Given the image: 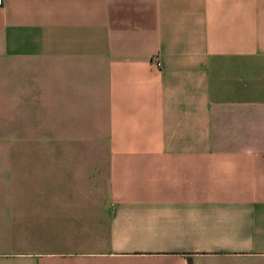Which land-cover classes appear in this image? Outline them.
Returning a JSON list of instances; mask_svg holds the SVG:
<instances>
[{"label": "crops", "instance_id": "crops-1", "mask_svg": "<svg viewBox=\"0 0 264 264\" xmlns=\"http://www.w3.org/2000/svg\"><path fill=\"white\" fill-rule=\"evenodd\" d=\"M88 103L111 149L0 148L52 168L0 173V264L53 221L79 264H264V0H2L5 119Z\"/></svg>", "mask_w": 264, "mask_h": 264}, {"label": "rangeland", "instance_id": "rangeland-1", "mask_svg": "<svg viewBox=\"0 0 264 264\" xmlns=\"http://www.w3.org/2000/svg\"><path fill=\"white\" fill-rule=\"evenodd\" d=\"M100 107L111 109L93 103L60 107L55 112L50 108L28 109V112L15 114L18 119H5L11 115L0 112V148L111 149L116 122L115 119H97ZM132 124L130 119L121 120L125 135L130 134ZM40 156L21 154L6 162L0 159V173L11 180L18 176L20 184L33 179L48 183L52 168L49 158ZM53 222L55 227L28 228L10 236L9 247L14 250L8 253L9 264L15 261L14 264H79L78 228L58 227V222ZM43 223L49 224V221Z\"/></svg>", "mask_w": 264, "mask_h": 264}, {"label": "built area", "instance_id": "built-area-1", "mask_svg": "<svg viewBox=\"0 0 264 264\" xmlns=\"http://www.w3.org/2000/svg\"><path fill=\"white\" fill-rule=\"evenodd\" d=\"M2 2V0H0V3Z\"/></svg>", "mask_w": 264, "mask_h": 264}]
</instances>
